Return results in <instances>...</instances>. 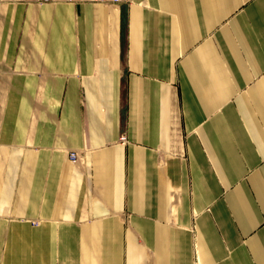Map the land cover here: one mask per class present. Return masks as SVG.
Segmentation results:
<instances>
[{
  "label": "crops",
  "instance_id": "crops-1",
  "mask_svg": "<svg viewBox=\"0 0 264 264\" xmlns=\"http://www.w3.org/2000/svg\"><path fill=\"white\" fill-rule=\"evenodd\" d=\"M0 264H264V0H0Z\"/></svg>",
  "mask_w": 264,
  "mask_h": 264
},
{
  "label": "built area",
  "instance_id": "built-area-1",
  "mask_svg": "<svg viewBox=\"0 0 264 264\" xmlns=\"http://www.w3.org/2000/svg\"><path fill=\"white\" fill-rule=\"evenodd\" d=\"M38 1L47 2V3H68V4H75L80 2H96L104 5H117L120 3L121 0H38ZM122 141H124V137H122ZM70 160L73 163H76L78 161L77 153L71 152Z\"/></svg>",
  "mask_w": 264,
  "mask_h": 264
}]
</instances>
